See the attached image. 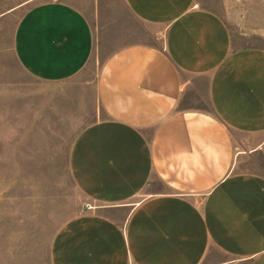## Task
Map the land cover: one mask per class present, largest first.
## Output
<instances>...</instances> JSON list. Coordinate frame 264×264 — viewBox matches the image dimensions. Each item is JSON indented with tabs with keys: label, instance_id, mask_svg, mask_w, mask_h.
<instances>
[{
	"label": "crops",
	"instance_id": "crops-1",
	"mask_svg": "<svg viewBox=\"0 0 264 264\" xmlns=\"http://www.w3.org/2000/svg\"><path fill=\"white\" fill-rule=\"evenodd\" d=\"M115 0H0L13 51L45 84L79 76L92 19ZM151 42L114 52L95 96L105 117L77 137L85 198L51 264H264V49L237 48L201 0H120Z\"/></svg>",
	"mask_w": 264,
	"mask_h": 264
},
{
	"label": "rangeland",
	"instance_id": "rangeland-1",
	"mask_svg": "<svg viewBox=\"0 0 264 264\" xmlns=\"http://www.w3.org/2000/svg\"><path fill=\"white\" fill-rule=\"evenodd\" d=\"M114 2L112 21L91 20L92 61L63 84L23 71L12 48L17 19L0 28V264H51L60 229L87 206L69 163L77 137L105 117L95 96L99 71L114 52L151 42L150 30ZM201 2L225 21L235 47L264 49V0Z\"/></svg>",
	"mask_w": 264,
	"mask_h": 264
}]
</instances>
